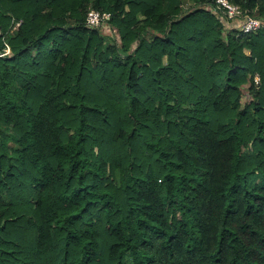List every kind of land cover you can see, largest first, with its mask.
Here are the masks:
<instances>
[{"label":"trees","instance_id":"16d2710c","mask_svg":"<svg viewBox=\"0 0 264 264\" xmlns=\"http://www.w3.org/2000/svg\"><path fill=\"white\" fill-rule=\"evenodd\" d=\"M217 1L0 0V264H264V0Z\"/></svg>","mask_w":264,"mask_h":264},{"label":"built area","instance_id":"2783aa9c","mask_svg":"<svg viewBox=\"0 0 264 264\" xmlns=\"http://www.w3.org/2000/svg\"><path fill=\"white\" fill-rule=\"evenodd\" d=\"M222 7L221 13L226 15L228 19H241L238 25V30L243 35L254 34L259 31L262 27V22L256 18L250 16H243L242 10L237 7L229 4L227 0H218L217 1ZM109 20V14L99 13L94 10H89L85 18V26L88 28H99L102 24H105ZM10 50L6 46L4 53L0 56H5L9 54ZM256 84L259 82V78L255 79Z\"/></svg>","mask_w":264,"mask_h":264},{"label":"rangeland","instance_id":"374dc122","mask_svg":"<svg viewBox=\"0 0 264 264\" xmlns=\"http://www.w3.org/2000/svg\"><path fill=\"white\" fill-rule=\"evenodd\" d=\"M247 53V52H246Z\"/></svg>","mask_w":264,"mask_h":264}]
</instances>
